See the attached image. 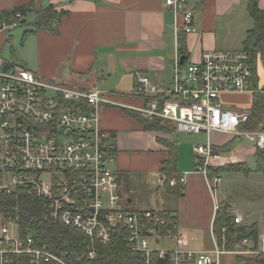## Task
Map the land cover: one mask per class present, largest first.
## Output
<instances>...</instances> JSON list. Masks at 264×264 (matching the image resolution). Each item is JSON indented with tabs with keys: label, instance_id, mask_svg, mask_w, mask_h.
<instances>
[{
	"label": "built area",
	"instance_id": "2783aa9c",
	"mask_svg": "<svg viewBox=\"0 0 264 264\" xmlns=\"http://www.w3.org/2000/svg\"><path fill=\"white\" fill-rule=\"evenodd\" d=\"M163 6L173 13L177 33L195 32L188 0H163ZM19 18L1 24L0 31L17 27ZM135 77L133 96L145 104L131 107L134 112L148 120L170 122L180 133L206 135V145H197L193 151L198 158L196 172L203 175L211 196L221 181L209 177L212 161L221 158L213 152V133L232 140L245 137L255 150L264 151V131L245 128L254 114L252 106L232 108L220 99L233 94L264 96V91L253 87L248 51H204L198 62L186 65L176 59L168 86L154 83L146 74ZM112 95L78 89L0 58V198L23 193L38 202L44 219L77 230L92 241L87 248L89 259L95 256V244L105 246L116 237L123 238L145 264L153 259L163 264H224L223 257L229 254H264V234L258 236L256 249L243 240L240 250L233 251L226 249L225 237L219 242L213 230L211 249L186 251L187 239L172 225V214L127 209V198L119 191L115 157L99 125L103 106H120L111 100ZM164 181L160 176L159 182ZM214 201L213 220L220 205ZM231 214L235 224L241 225L242 215ZM168 241L173 249L159 248ZM0 264L69 263L46 245L36 246L34 234L20 236L18 222L0 214Z\"/></svg>",
	"mask_w": 264,
	"mask_h": 264
},
{
	"label": "crops",
	"instance_id": "0c3cea01",
	"mask_svg": "<svg viewBox=\"0 0 264 264\" xmlns=\"http://www.w3.org/2000/svg\"><path fill=\"white\" fill-rule=\"evenodd\" d=\"M247 1L188 0L193 15L192 27L195 30L189 34L175 31L174 15L163 6V0H0V12L32 4L35 9L54 6L56 11L65 13L53 32L42 29L29 32L33 29L34 18L33 23L29 24L31 27L23 32L26 38H22L19 50L29 52L31 59L21 63L34 74L62 83L65 65L68 72L65 73V78L73 76L75 80L87 84L70 86L113 94L111 100L121 107L103 106L99 114V125L107 134V146L115 157L114 169L119 179L123 183L129 181L132 173L140 176L143 173L145 177L157 179L155 186L160 188L163 185L159 178H165L160 172L169 158V149L172 147L176 150V168L182 178L191 173L192 166L196 172L198 158L193 148L200 144L191 146V138L178 143L174 136L184 133L178 132L170 122V132L142 130L127 112H134L131 107L145 104L143 100L133 96L135 76L138 73L146 74L154 83L168 86L172 82L176 59H179L180 64L186 65L198 62L204 51L244 50L247 32L254 25L247 11ZM258 6L264 13V0H258ZM29 14L34 16L33 12H29L26 18ZM8 31H0V52ZM179 39L185 48L182 57L178 52ZM254 68L253 87L264 91V64L258 60ZM105 75L109 79L115 78L111 88L118 91H108L96 86H106ZM233 95H247V106H252V95ZM210 142L213 148L225 147L224 152L220 153V160L212 161L211 169L246 164V159L252 157L257 167V150L254 146L239 148L232 144L233 140L229 135L220 133H213ZM189 183L190 178L186 181L184 179L181 184L182 196L185 192H190ZM126 198L131 203V199ZM225 199L220 201H226L229 212H232L233 199ZM173 212L168 213L179 218L177 211ZM242 217L241 225L258 226L254 215L249 223H245V217ZM206 225L213 230V211L204 227ZM178 232L184 236V232L179 230V221ZM209 248L211 247L207 246L205 249Z\"/></svg>",
	"mask_w": 264,
	"mask_h": 264
},
{
	"label": "trees",
	"instance_id": "16d2710c",
	"mask_svg": "<svg viewBox=\"0 0 264 264\" xmlns=\"http://www.w3.org/2000/svg\"><path fill=\"white\" fill-rule=\"evenodd\" d=\"M247 11L253 21V28L247 32L244 41V50L250 54L251 64L260 60L264 64V13L258 6V0L247 1ZM29 12L34 13L35 21L32 25V31L45 30L53 32L65 15L62 11H56L54 6L35 9L32 4L12 9L10 11L0 12V25L11 24L17 15H20L17 26L25 20ZM27 33V32H25ZM183 33V32H180ZM184 34V33H183ZM182 40L179 39V55L184 56V47ZM253 116L245 128H255L258 123V130L264 131V122H260V117H264V96L262 94L253 95L252 104ZM135 119L144 131L150 132H170L168 122L158 120H148L139 113L127 111ZM225 147L213 148V152L218 154L224 152ZM109 151V149H108ZM169 158L164 162V167L160 173L165 176L163 188L171 195L182 196V186L179 183L180 175L177 171V155L175 148L169 149ZM257 172L264 176V151L256 152ZM248 171L246 164L232 165L227 168L210 169L209 177H220L223 172H243ZM178 180L175 186H170L171 179ZM119 179V184H121ZM42 207L40 204L23 193L14 196L0 198V214L10 215L19 224V234L26 237L29 234L35 235L36 246L46 245L50 250L60 256H64L69 264H145L143 258L130 250L128 244L121 237H116L108 245L95 244V256L93 259L87 257V248L92 242L79 231L69 227L52 223L42 217ZM172 225L177 230L178 217L173 215ZM213 233L217 236L219 242L225 237V247L233 250L238 247L243 240L252 242V248L258 246V228L252 225H236L231 212L226 203H220L219 209L215 213L213 220ZM235 264H264V254H253L248 256L235 255ZM151 264H163L158 259H153Z\"/></svg>",
	"mask_w": 264,
	"mask_h": 264
},
{
	"label": "rangeland",
	"instance_id": "374dc122",
	"mask_svg": "<svg viewBox=\"0 0 264 264\" xmlns=\"http://www.w3.org/2000/svg\"><path fill=\"white\" fill-rule=\"evenodd\" d=\"M33 20L34 16L29 14L25 25L17 26L6 32V42L2 44L0 58L11 65L29 69L21 63V61H30L29 52H20L19 50L21 48V40L25 37L23 32L31 27ZM63 72L61 80L65 84L69 86L87 85L75 80L73 76L68 74L67 78H65V73H68L65 65ZM105 83L106 86H100L99 84H96V86L105 90L108 89V91H118L116 88H111L115 83L114 77L109 79L105 75ZM243 96L244 98H242ZM220 99L226 106L232 108H247L249 104L247 95H227L220 97ZM260 118V122L263 123L264 117L261 116ZM255 125V128H250L249 130H258V123ZM189 138H191V141H189L191 146L194 144L206 145L208 141L204 133L198 135L177 134L174 136L178 143H181V141L185 142ZM232 144L242 149L253 147V144L245 137L233 140ZM246 168H248V171L221 173V181L215 189L214 196H211L203 175L196 173L193 166L191 167V173L182 177L185 181L190 178V192L187 194L185 192L184 196L176 197L167 192L165 188L156 187L157 179L145 177L143 173L142 176L138 173H132L129 181L121 183L119 191L122 195L131 199V203L126 205L130 211L160 210L167 213L177 211L176 213L179 214V230L184 232V236L187 239L186 251H201L205 250L207 246L212 248L211 229H208L207 225L204 227V224L211 211H213L212 204L215 202L214 199L219 203H226L227 200L225 198L231 197L233 199L232 212H238V214L244 216L245 223H249L251 216L254 215V218L258 220L259 235L264 234V176L256 171V162L253 157L246 159ZM221 199L226 201H220ZM159 248L173 249L174 245L173 242L168 241L161 243ZM239 250L236 247L233 251ZM234 258V254L224 256V264H235Z\"/></svg>",
	"mask_w": 264,
	"mask_h": 264
},
{
	"label": "water",
	"instance_id": "95a60500",
	"mask_svg": "<svg viewBox=\"0 0 264 264\" xmlns=\"http://www.w3.org/2000/svg\"><path fill=\"white\" fill-rule=\"evenodd\" d=\"M25 23V20H23L22 22H21V24H24Z\"/></svg>",
	"mask_w": 264,
	"mask_h": 264
}]
</instances>
